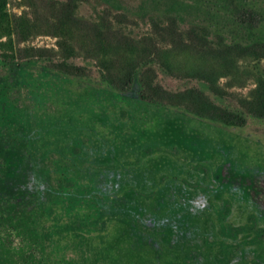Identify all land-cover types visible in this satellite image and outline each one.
Instances as JSON below:
<instances>
[{"label":"rangeland","instance_id":"374dc122","mask_svg":"<svg viewBox=\"0 0 264 264\" xmlns=\"http://www.w3.org/2000/svg\"><path fill=\"white\" fill-rule=\"evenodd\" d=\"M13 14L45 12L44 0H9ZM134 33L150 16L197 24L228 43L264 42V0H85ZM39 15V16H41ZM127 16V17H126ZM21 47L48 58H0V264H264V118L229 126L140 98L135 74L120 90L85 57L76 76L48 26ZM264 66V60L261 61ZM169 90L197 88L237 108L254 81L222 78L215 97L198 80L157 70Z\"/></svg>","mask_w":264,"mask_h":264},{"label":"trees","instance_id":"16d2710c","mask_svg":"<svg viewBox=\"0 0 264 264\" xmlns=\"http://www.w3.org/2000/svg\"><path fill=\"white\" fill-rule=\"evenodd\" d=\"M30 1L23 0L20 6L32 8ZM84 1L44 0L41 15L38 9L13 14L10 1L0 0V58L6 63L48 58L47 49L21 47L39 27L48 26V34L56 38V50L51 51L60 58L50 63L53 68L76 76L89 74L88 67L72 62L80 54L72 36L85 35V58L93 60L103 78L117 89L131 87L138 73L139 95L147 102L179 106L229 126H245L248 115L264 118V42L228 43L205 26L182 24L168 15L150 16L149 30L138 34L106 9L94 16L81 14ZM157 70L203 82L222 99L230 95L222 78L252 79L254 88L238 100L237 108L228 109L197 88L167 89L157 81Z\"/></svg>","mask_w":264,"mask_h":264}]
</instances>
